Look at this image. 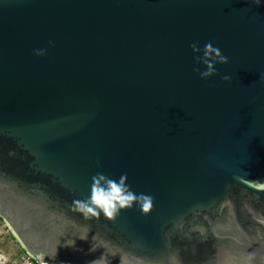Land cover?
I'll use <instances>...</instances> for the list:
<instances>
[{
  "label": "water",
  "instance_id": "95a60500",
  "mask_svg": "<svg viewBox=\"0 0 264 264\" xmlns=\"http://www.w3.org/2000/svg\"><path fill=\"white\" fill-rule=\"evenodd\" d=\"M98 172L150 212H72ZM0 219L39 264H264V0H0Z\"/></svg>",
  "mask_w": 264,
  "mask_h": 264
},
{
  "label": "clouds",
  "instance_id": "9594fccd",
  "mask_svg": "<svg viewBox=\"0 0 264 264\" xmlns=\"http://www.w3.org/2000/svg\"><path fill=\"white\" fill-rule=\"evenodd\" d=\"M259 3V0H255ZM49 46H54V42L49 40ZM194 54L200 53L201 48L198 42L190 45ZM34 55L45 56L47 49H34ZM196 64H203L206 70L201 71L199 67H194L193 71L198 73L200 78L207 80L212 76L219 75L215 65L229 63L228 57L224 56L219 48L214 47L211 42L205 44L203 55H194ZM221 80L230 81L231 76L223 75ZM99 166V159H97ZM127 173L121 174L118 181L112 179L103 173H97L92 177L91 194L86 200H74L70 205V210L83 215L85 220L91 218L99 219L101 214L107 220H113L121 210L131 209L136 205L142 214H148L153 207L154 197L144 193H135L131 190V185L127 183ZM259 184V182H256ZM41 264L43 258L41 257ZM103 257L98 261H103ZM94 261L93 264H97Z\"/></svg>",
  "mask_w": 264,
  "mask_h": 264
},
{
  "label": "rangeland",
  "instance_id": "374dc122",
  "mask_svg": "<svg viewBox=\"0 0 264 264\" xmlns=\"http://www.w3.org/2000/svg\"><path fill=\"white\" fill-rule=\"evenodd\" d=\"M24 253V250L21 248L14 235L3 220L0 219V264H18Z\"/></svg>",
  "mask_w": 264,
  "mask_h": 264
},
{
  "label": "built area",
  "instance_id": "2783aa9c",
  "mask_svg": "<svg viewBox=\"0 0 264 264\" xmlns=\"http://www.w3.org/2000/svg\"><path fill=\"white\" fill-rule=\"evenodd\" d=\"M18 264H37V261L32 259L28 254L24 253Z\"/></svg>",
  "mask_w": 264,
  "mask_h": 264
}]
</instances>
